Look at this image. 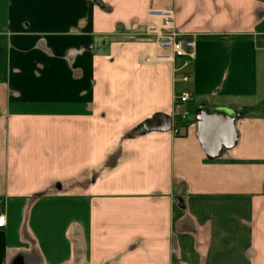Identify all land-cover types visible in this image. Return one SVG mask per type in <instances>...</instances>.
<instances>
[{
  "label": "crops",
  "instance_id": "crops-1",
  "mask_svg": "<svg viewBox=\"0 0 264 264\" xmlns=\"http://www.w3.org/2000/svg\"><path fill=\"white\" fill-rule=\"evenodd\" d=\"M0 33V264H264V0H0Z\"/></svg>",
  "mask_w": 264,
  "mask_h": 264
},
{
  "label": "built area",
  "instance_id": "built-area-1",
  "mask_svg": "<svg viewBox=\"0 0 264 264\" xmlns=\"http://www.w3.org/2000/svg\"><path fill=\"white\" fill-rule=\"evenodd\" d=\"M148 17L147 33L154 36L155 44L161 52L147 55L146 60L168 61L174 64L178 60L176 73H179V76L176 81L189 83L197 59V38L194 35H183L176 29L175 16L170 10L150 9ZM189 101L190 93L185 90L177 99L176 106L179 108ZM188 115L187 112L180 113V119L186 120ZM174 131L179 133L177 127H174ZM6 223V216L0 215V228L6 226Z\"/></svg>",
  "mask_w": 264,
  "mask_h": 264
},
{
  "label": "rangeland",
  "instance_id": "rangeland-1",
  "mask_svg": "<svg viewBox=\"0 0 264 264\" xmlns=\"http://www.w3.org/2000/svg\"><path fill=\"white\" fill-rule=\"evenodd\" d=\"M7 36L2 35L0 33V82L4 81L7 75V65H6V58H7ZM259 86H260V100L263 98L259 104H255L253 106L246 107V109L257 110L260 109L264 111V53L260 54V65H259Z\"/></svg>",
  "mask_w": 264,
  "mask_h": 264
}]
</instances>
